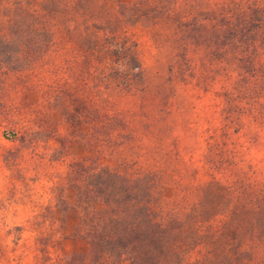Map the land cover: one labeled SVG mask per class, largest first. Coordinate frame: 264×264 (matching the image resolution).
I'll return each mask as SVG.
<instances>
[{"label": "rangeland", "instance_id": "obj_1", "mask_svg": "<svg viewBox=\"0 0 264 264\" xmlns=\"http://www.w3.org/2000/svg\"><path fill=\"white\" fill-rule=\"evenodd\" d=\"M229 2L0 0V39L29 13L53 34L0 66V264H238L241 248L264 264L247 210L264 200V19L229 23ZM100 167L154 175V224L87 232L105 204L78 184Z\"/></svg>", "mask_w": 264, "mask_h": 264}, {"label": "trees", "instance_id": "obj_2", "mask_svg": "<svg viewBox=\"0 0 264 264\" xmlns=\"http://www.w3.org/2000/svg\"><path fill=\"white\" fill-rule=\"evenodd\" d=\"M229 1V3L237 5V7L240 8L237 10L238 12L243 11V13H240L242 14L240 16H238V13L235 17L230 16V19H228L229 23H235L232 20H235V18L243 19L245 22H249L250 20L253 21V13L257 14L256 16L258 17L259 12L262 13V16H260L262 17L261 19H264V0H241L240 3H238V0ZM138 5L139 2H136L131 7L117 10V13L122 14L124 13V10H127L130 15L135 14L141 9ZM40 19L39 15L34 13L16 15L13 17L11 20L9 36L0 39V66L5 65L17 69L23 65L20 62L21 49L19 45L21 44L34 43L36 45H41L43 43L49 44L52 42L53 34L51 30L43 27ZM114 19L113 21H107V23L111 24L114 22L117 26L118 24L121 25L124 21L121 20L120 17ZM232 26L233 29H238L240 24ZM97 27L101 29V26ZM112 51L115 53L121 51H125L127 54L129 53L130 57L128 60L133 61L135 68H140V64L136 61L135 56L131 54V50L125 47V41L121 42L119 46ZM252 60L254 61V58H252ZM222 61L227 62L225 59ZM257 109L258 108H253L249 114L256 115L257 117L262 116L261 111ZM233 115L237 117L235 114ZM251 181L252 179H250V182ZM251 183L253 184L254 182ZM154 188L155 178L151 173H144L131 177L127 174L113 171L107 167H100L97 169L88 168L86 180L84 183L81 182V184H78L80 198L83 199L82 197L87 193L88 203L91 198L98 196L104 202L105 207L96 213L104 219L101 222L100 229H98V227L91 228V226H88L90 228H88L87 232H116L119 224H129L139 228L149 225L151 226L154 224V219H156L157 215V212L153 211L150 206ZM226 188L229 189L228 186H226ZM260 198L261 196L258 195V202L256 205H253L252 209L249 208L247 210L253 213L264 212V205H260L261 203L264 204V200ZM238 210V208L235 209V214ZM93 217L94 214L90 213L87 209V221L89 222V218L94 219ZM100 221L101 220H99V222ZM255 227L256 226H251L250 229L253 230ZM262 240H264V236H262ZM245 253L244 248L236 250L233 255L234 261L238 264H246L247 262L244 258ZM226 258L228 259L224 254L223 259Z\"/></svg>", "mask_w": 264, "mask_h": 264}]
</instances>
